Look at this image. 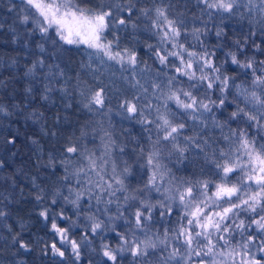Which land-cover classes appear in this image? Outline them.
<instances>
[{
    "label": "snow or ice",
    "instance_id": "obj_1",
    "mask_svg": "<svg viewBox=\"0 0 264 264\" xmlns=\"http://www.w3.org/2000/svg\"><path fill=\"white\" fill-rule=\"evenodd\" d=\"M196 4L201 17L207 15L209 19L217 14H221V19L237 14L244 19L246 14L250 23L255 19L261 24L260 35L264 36V0H196ZM17 7L19 22L31 23L42 37L54 34L53 43L58 40L67 46H83L122 69L130 66L134 71L140 62L135 50L119 45L120 31L137 28L132 21L137 7L133 0H20L8 12ZM139 13L150 21L145 29L150 33L149 40L155 39V43L146 41V54L160 66L157 76L166 80L152 83L154 101L158 103L150 101L141 107L139 97H133L124 99L120 108L128 118H138L140 124L155 128V139L149 136L151 149L146 155L141 150L151 175L142 187L129 189L126 178L132 170L127 163L122 171L118 170L111 144L105 143L100 155L87 148L81 151L75 144L67 146L68 155L60 161L67 194L54 190L51 203L57 204V198L63 196L79 214L82 201L89 209L94 201L97 211L104 205L102 215L107 218L86 215L89 226L82 240L77 241L70 239L69 228L49 216L48 209L41 210L39 216L50 220V231L59 238L46 245L43 255L51 257V264H63L66 246L70 245L73 264H83L82 248L85 242H93L90 233L91 237H101L98 255L102 259L94 261L89 257L88 264H122L127 256L131 257L130 264H264V40H253L249 47L246 35L243 41L225 43L223 47L228 50L221 57L217 51L204 48L203 42V50L187 46L182 37L191 34L199 40L201 29L194 27L189 33L185 20L170 16L166 7H143ZM109 34L114 38L110 39ZM215 34L223 39L224 30L218 29ZM249 35L255 37L257 32L249 30ZM104 104L101 88L86 96L84 106L103 108ZM214 109L221 110V114L226 112L227 118L218 120ZM0 112L4 109L0 108ZM206 113H212L213 125L221 129L224 141L219 152L213 150L209 159L214 171L210 177L177 182L160 157L170 146L169 155L176 152L183 159L189 145L207 157L205 148L197 142L199 133L184 134L187 123L182 119L206 123ZM225 128L227 132L223 131ZM144 130L151 133L152 128ZM182 135L187 142L183 146L179 143ZM8 143L14 141L9 139ZM152 192L164 199L153 203ZM117 193L123 194V205ZM113 198L117 214L108 215ZM43 199L42 194L36 196L38 202ZM122 207L135 210L125 215ZM157 208L161 219L177 214L175 226L166 227L162 236L150 229ZM5 215L0 210V217ZM59 218L68 219L63 211ZM117 220L124 221L123 232L116 227ZM106 232L113 234L110 239L102 235ZM12 243L25 252L31 251L18 235L12 236ZM92 251L97 249L93 247Z\"/></svg>",
    "mask_w": 264,
    "mask_h": 264
},
{
    "label": "trees",
    "instance_id": "obj_2",
    "mask_svg": "<svg viewBox=\"0 0 264 264\" xmlns=\"http://www.w3.org/2000/svg\"><path fill=\"white\" fill-rule=\"evenodd\" d=\"M133 2L137 7L132 21L136 23L137 28L128 27L120 31L119 45L121 48L135 50L140 62L134 71L130 66L122 69L120 65L119 67L111 62L110 66L121 72L118 77L136 73L143 79L151 75V81L166 80L162 75L157 76L160 66L154 62V57H150L145 51L146 41L155 43V39L149 40L150 33L145 30L150 21L140 16L139 9L143 7H166L170 16L185 20L189 33L194 27H199L202 33L199 40L190 34L186 38L182 37V41L186 39L187 46L194 45L197 50H203L200 48V43L203 42L204 48L217 51L221 57L223 51L228 50L223 47L225 43L232 44L237 39L243 41L246 35L249 47L253 40L256 43L264 40V36L260 35L261 24L255 19L250 23L246 14L244 19H241L239 14L227 16L225 19H221V14H217L209 19L207 15L201 17L196 0ZM12 4H15L13 0H0V108L4 109V112H0V210L6 213L4 217H0V264H51V257H45L43 251L53 239L58 242L59 238L50 231V220L45 221L39 216L41 210L48 209L49 216L55 218L58 225L69 228L70 239L77 241L82 240L89 226L86 215L91 213L102 219L107 218L102 215L104 205H100V211H97L94 201L91 209L82 201L83 210L79 214L73 205L63 200V196L57 198V204L51 203L54 190L60 189L63 194H67L66 182L61 179L65 174L64 166L60 163L61 159L68 155L66 147L75 144L81 151L87 148L101 154L105 143H109L112 158L115 157L118 163L122 158L126 160L127 165L129 161L136 160L130 167L132 174L126 178L129 189L145 185L150 170L142 158L141 150L143 149L146 155L151 149L149 136L155 139V128L140 124L137 122L138 118H128L123 109L118 110L115 107L120 106L126 98L139 97L138 104L143 102L141 107L154 100L145 96V91L136 95L133 90L124 88L123 84L112 89L103 86L104 93H107L103 108L106 107L105 111L118 119L115 121L108 118L102 125L97 115L102 108L93 111L92 108L84 106L86 96L95 88V79H101L100 74L97 75L98 71L90 69L87 65L89 55L85 52L88 51L82 46H67L58 40L53 43L54 34L52 37H42L31 23L19 22L18 7L13 12H8ZM180 13H183V17ZM193 17L197 19L194 20ZM218 29L224 30L223 39L216 37ZM249 30L256 31L257 35L250 36ZM109 38L114 37L109 34ZM217 44H220L219 48L216 47ZM261 47L264 48V44H261ZM135 81L138 83L140 80L136 78ZM108 94L110 100L107 98ZM171 107L175 109L174 104ZM213 111L218 120L227 118L226 112L221 114V110ZM205 116L206 123L193 122L187 117L182 119L187 123L184 134L192 136L199 133L197 142L205 148L207 157L205 152L191 145L188 146L183 159H180L179 153L176 152L169 155L170 146L160 157L161 163L170 170V176L177 182L181 179L195 181L210 177L214 171L209 159L213 150L219 152L224 141L221 129L213 125L212 113H206ZM145 127H151V133L146 132ZM223 131L227 132L228 129ZM9 139L14 143H8ZM179 143L182 146L187 143L183 135L179 138ZM141 163L145 166L141 167ZM38 194L44 195V199L39 202L36 200ZM119 194L121 193H117L118 196ZM119 197V203L123 205V198ZM113 199L108 215L117 214V203L115 198ZM120 210L128 215L135 209L122 207ZM61 211L68 219L59 218ZM159 211L158 208L154 210L150 229L151 233L162 236L166 227L175 226L177 214L161 219ZM115 225L120 231L125 230L123 220L115 221ZM13 235H18L27 242L31 251L25 252L19 249L18 244L13 245ZM102 235L110 239L113 234L106 232ZM89 239L93 241L92 244L85 242L82 248L83 264H88L89 257L94 261L102 259L98 255L101 237H91L89 233ZM112 243L114 246V241ZM66 247L63 264H73L71 247ZM93 247L97 252L92 251ZM56 259L59 260V257ZM130 261L131 257L127 256L122 264H130Z\"/></svg>",
    "mask_w": 264,
    "mask_h": 264
},
{
    "label": "rangeland",
    "instance_id": "obj_3",
    "mask_svg": "<svg viewBox=\"0 0 264 264\" xmlns=\"http://www.w3.org/2000/svg\"><path fill=\"white\" fill-rule=\"evenodd\" d=\"M13 1L15 2V4L17 6L20 4V0H13ZM17 9L19 11V8H17ZM86 51L91 52L90 54H88V52H85L87 54V56L89 55L87 57V65H88V67L90 69L91 68L94 69V70L96 69L98 71L97 75L100 74V77H101V79H95L96 80L94 82L95 88L93 90H91L88 95H90L92 92H94L96 90H99L101 88L103 89V86L105 88L108 87V88L112 89L113 87H117L118 85H119V87H121V84H123L124 88H127L129 90H133V92H136V95H140L142 92L145 91V89H147V91H145L143 94L145 96H149L151 100H154L153 91H152V83H153V81H151L152 80L151 79L152 78L151 75L150 76H145V79H143L140 75H138L136 73L123 74L121 77H118V75L120 76L119 73H121V72L119 70L115 71V69H114L115 67L114 66L113 67L110 66L111 65V61L109 62L106 58H103V57H99L98 58V56L90 49H86ZM99 68H102V69L99 70ZM136 78H138L140 80L138 83L135 81ZM147 78H148V80H147ZM141 85L143 87H141ZM118 90H119V88H118ZM110 93L111 92H109V94ZM109 94H108V97H107L108 100H110ZM106 95H107V93L105 91V93H104L105 100H106ZM141 98H143V97L141 96ZM154 102L157 103L158 101H154ZM139 105H143V102L141 104H139ZM91 108L93 109V111L98 109V108H96L95 105H92ZM115 108L120 110V106L115 107ZM105 110H106V107L102 108L99 111V113H97V115L99 116L98 118L100 119L102 125H103V123L106 122V120L108 118L109 119H114L115 121H117V119H118L117 117H115L114 115L110 114L108 111H105ZM94 153L96 155H100V153L98 151H95ZM112 159L117 164L118 170L122 171L124 166H125L126 160L124 158H122V159H120V163H118L115 160V157L112 158ZM135 163H136V160H133L132 162L129 161L128 166L131 167L132 164H135ZM108 170H109V172L111 171V161L109 162ZM150 175H151V172L149 171L148 177H147V181H148ZM137 180H140V178H137ZM147 181H146V183H147ZM143 185L144 184H141L140 187H142ZM134 188H136V187H134ZM119 196H121V198H123L122 194H119ZM151 198H152V202L153 203L157 202L158 200H163L164 199L163 196H161L159 193H156V192H152L151 193ZM132 203H134V202H132ZM140 236L143 237V234L141 233Z\"/></svg>",
    "mask_w": 264,
    "mask_h": 264
}]
</instances>
